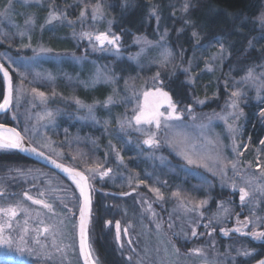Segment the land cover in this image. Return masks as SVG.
Segmentation results:
<instances>
[{"label":"rangeland","instance_id":"374dc122","mask_svg":"<svg viewBox=\"0 0 264 264\" xmlns=\"http://www.w3.org/2000/svg\"><path fill=\"white\" fill-rule=\"evenodd\" d=\"M9 3L0 0V12L9 9ZM191 4L189 0H165L163 5H155L140 19V34H126L125 29L117 33V21L107 8L91 0H11L7 16H0V61L10 71L13 87L9 118L30 140L55 159L83 171L94 188L102 191L96 193L97 201L107 203L102 210L109 218L100 224L103 234L109 233L120 263L245 264L256 257V246L264 244V239L253 235L264 232V176L260 174L264 171V117L259 115L264 111V0L258 2L252 17L237 16L229 21V32L200 33L198 37H193L195 29L189 28ZM97 5L100 12L93 18ZM53 12L60 14V19L48 23ZM29 19L32 22L26 24ZM100 33L120 37L119 53L107 44L100 49L95 40ZM138 37L154 46L136 61L130 57L143 46L135 42ZM217 40L226 52L223 59L217 56L213 60L220 51ZM156 42L166 44L172 52L166 67L158 63L162 49ZM41 48L50 51L41 52ZM98 69L112 74L114 81L93 83ZM249 69L253 78L245 81ZM157 72L160 76L154 79ZM199 74L205 76L206 84L197 91L194 85L187 103L176 102L177 110L184 112L183 124L190 135L187 149L195 145L213 154L218 150L236 162L235 172L230 163L226 165V176L219 170L213 175L203 167L187 164L178 154L179 148L163 142L162 133L157 134L160 147L150 148L143 141L156 130L134 122L145 91H168L165 85L174 81L191 87ZM0 85L2 101L1 76ZM233 91L241 95L233 97ZM41 92L43 97L38 95ZM189 107L195 120L187 112ZM248 112L263 129L256 145L245 134ZM233 113L239 118L234 120ZM221 116L228 118L227 123ZM208 117H212L210 122ZM62 121L60 131L65 136L60 138L56 124L62 125ZM229 124L235 132L229 130ZM36 170L0 171V226L5 235L10 233L15 239L12 245H0V264H81L76 244L77 188L65 176ZM249 180L252 182L247 183ZM241 187L249 193L244 204L240 201ZM152 188H159L164 199H157ZM130 190L134 193L121 200L106 194ZM26 191L51 208L26 201L22 196ZM176 191L194 202L207 200L198 209L203 216L179 209L177 198L171 195ZM10 208L16 210L15 217L7 212ZM96 221L93 214L91 231ZM45 226L50 229L47 233L41 231ZM229 226L247 227L243 233L250 243L226 248L219 243L223 231L207 234L215 227ZM193 228L196 237L191 235ZM88 236L92 257L99 264L90 232ZM21 237L27 246L21 245ZM195 248L202 249V255L192 254ZM244 251L250 255H243Z\"/></svg>","mask_w":264,"mask_h":264},{"label":"snow or ice","instance_id":"6c2138e0","mask_svg":"<svg viewBox=\"0 0 264 264\" xmlns=\"http://www.w3.org/2000/svg\"><path fill=\"white\" fill-rule=\"evenodd\" d=\"M11 7V0L9 3V9ZM9 9H5L3 12H0V16H7ZM185 10H187V5H185ZM100 12V6L97 5L93 9V18H96V14ZM85 15V12H81V17ZM60 19V14H57L55 12L50 13L48 23H51L53 20ZM261 20L264 21V16L261 17ZM32 21L29 19L26 21V24L31 23ZM264 26V25H262ZM23 35V33H21ZM85 36H88V38L91 40L92 36L88 33L84 34ZM166 35V34H165ZM193 37H198V34L194 31L192 33ZM164 37H161V40H163ZM95 40L98 42L100 49H104L105 44L113 46L117 53H119V44L118 41L120 40L119 36H110L108 33H100L95 35ZM138 44L143 45L141 47V50L139 53H137L134 57H130V59L139 61V58L142 54L146 52V49L148 47H153V42L147 40L146 38L138 37L135 41ZM217 43L219 44V53L214 55L212 57L213 60L219 56L220 59L224 58V53L226 52L225 45L217 40ZM252 42L249 41V45L251 46ZM30 46V45H29ZM156 47H159L162 49L160 52V59L158 63L166 67L170 58L172 57V52L168 49V46L166 44H161L160 42H156ZM41 52H48L50 49H45L41 48ZM209 70L211 68L209 67ZM185 71H188V69H185ZM0 72L3 73L5 82L7 84V93L4 95L3 98V103H0V112L2 111H7L10 104L12 103V97H13V87H12V78L9 75V71L3 66L0 65ZM160 76V73L157 72L156 76L154 79H158ZM253 78V70L249 69L247 72V75L243 78L245 81H248L249 79ZM115 77L108 73V72H101L99 69L97 70L96 77L93 81V83H98V82H104V83H110L113 82ZM127 83V82H126ZM33 92L36 91V89L32 90ZM39 96L43 97L44 93H38ZM144 104L142 107H140L138 113L134 116L135 124L137 126L139 125H149V126H154L155 132H151L147 139L143 141L144 144L149 146L150 148L152 147H160L161 145V140L158 138L157 134L162 133L164 137V143H166L170 147H177L180 149L178 154L182 155L183 159L187 162L189 165H196L197 167H203L207 171L213 172V175L216 174V171L219 170L222 176L227 175L226 171V165L231 164L233 171L235 172L237 168V164L234 161H229L227 160L222 153H220L218 150L213 154L210 151H200L198 150L195 145H192L191 150L189 151L187 149V145L190 142V135L186 130V126L183 124V119H184V112L183 111H178L177 110V105L172 101V98L169 96V94L165 91H163L160 88H156L154 91H145L144 92ZM241 93L239 91H233L232 96L233 97H238L240 96ZM150 98L151 101H150ZM112 102V98L109 97L108 103ZM77 104H80V101H76ZM201 103H203L201 101ZM167 105V110L166 111H160V108L163 107L164 105ZM83 106V105H81ZM231 107L235 109L237 107L236 101H233ZM92 109L89 107V112H91ZM188 114L191 116L193 120L196 119L194 115H192V109L189 107L187 109ZM48 115H51L49 113ZM233 116V119H238L239 116L236 115L235 113L230 114ZM260 116L264 117V111H261L259 113ZM15 119V117H13ZM220 119L225 120L227 123V117H219ZM212 117H208L209 122L211 121ZM129 125H131V122H127ZM208 125H201V127H207ZM121 127H124V123L121 124ZM229 130L232 132H235L236 129L232 127L231 124L228 125ZM209 144H213L211 140L208 141ZM262 144H264V141H261ZM216 145L213 144V148H215ZM0 149L4 150H9V149H18L20 151H31V152H36L35 148L29 149L26 148L24 145V138L21 136L20 132L16 131L14 128H5L3 125H0ZM38 155H43L42 153H37ZM55 164L56 162L53 161ZM57 168H62L63 171L68 173L70 175V178L72 179L73 183L76 185V187L80 191V196L83 197V206L80 208V251L81 254L85 258V264H95V261L93 260L92 253L89 249L88 243H87V216L89 213V206H90V198L88 195V177L79 173V172H73V170L68 169V168H63L62 165L56 164ZM111 171L109 169L108 171L104 172L101 174V176H105L108 174V172ZM262 176H264V171H261L260 173ZM252 181H247V183H251ZM233 188L235 190V185H233ZM153 191L159 200L164 199V194L160 191L159 188H152L150 189ZM264 190V189H262ZM240 193V201L241 204H244L246 201V198L249 196L248 191L241 187L239 189ZM43 195V193H41ZM172 197L177 198L178 200V208L182 209L184 213H189V212H196L197 215L203 216V213L199 212L198 209L204 205L207 204V200H201L199 202H194L191 199H188L185 196H182L179 191L173 192ZM29 200H32L33 204H41L45 208H51L49 204L44 203L42 200H36L33 199L32 197L28 196L27 197ZM187 201V202H186ZM189 204L193 205L189 207ZM150 207V206H149ZM2 211V210H0ZM225 212H227V209H224ZM8 213H10L11 217L16 216V210L14 208H10L7 210ZM169 227H172L170 224ZM207 227V225H205ZM8 228H11V224L8 225ZM157 228H159V224L157 225ZM117 229V239L119 240L120 237V225L117 223L116 225ZM42 232L47 233L50 231V229L45 226L41 229ZM127 230L125 229V232ZM234 231L240 232V229L237 228ZM228 233L225 232V235ZM244 235L245 233H242ZM191 235L193 237L197 236V232L195 228L192 229ZM254 238L256 239H264V232H259V233H254ZM21 245L27 246V241L24 240L23 237L20 238ZM15 243L14 237L9 233L8 235H5V229L4 227L0 226V245H12ZM36 243H39V240H36ZM178 251V250H177ZM192 254L196 255H202V249L195 248L192 249ZM245 256L250 255L249 252L244 251L242 253ZM46 259H51V257H46ZM259 264H264V260L259 261Z\"/></svg>","mask_w":264,"mask_h":264},{"label":"trees","instance_id":"16d2710c","mask_svg":"<svg viewBox=\"0 0 264 264\" xmlns=\"http://www.w3.org/2000/svg\"><path fill=\"white\" fill-rule=\"evenodd\" d=\"M58 1V0H57ZM93 3H101L107 8L109 13L117 21V29L114 30L124 31L126 34H140L141 29L139 27V21L146 16L145 11L148 12L152 7L159 3L165 2V0H91ZM192 4L189 7L190 13V26L189 28L195 29L194 31L199 35L204 33L208 36L211 33L218 31L229 32V21L234 20L235 17L247 16L252 17L256 11L258 2L260 0H189ZM161 5V4H160ZM129 11L126 13V11ZM120 32V33H121ZM186 35V34H185ZM184 35V36H185ZM199 71V69H198ZM196 83V84H195ZM206 79L204 75H195L194 82L191 87L188 84L179 85L176 81L171 82L166 86V89L171 93L173 102L180 104L187 103L190 98L188 92L192 91V87L195 85L194 90L197 91L199 86H204ZM197 86V87H196ZM1 93V85H0ZM183 97V98H182ZM264 106V105H263ZM263 109V108H262ZM248 118L245 125V134H248L252 139V144H255L262 137L263 129L254 122L252 115L248 112ZM254 123V124H253ZM252 125L251 131L249 130ZM25 168H42L41 165L23 157L19 153L11 150H3L0 152V171L1 173H11L15 169ZM53 172V171H49ZM54 173V172H53ZM99 195L95 194L92 201V214H95L97 223L92 230L91 226L89 232L92 235L93 252L99 261V264H125L120 263L116 258L115 249L111 245L109 233L103 234V226L100 224L108 215L103 214L104 202L97 201ZM105 203V204H104ZM108 207V206H107ZM109 218V217H108ZM100 221V222H99ZM97 231H99L97 233ZM110 243V244H109ZM112 247V248H111ZM256 256L264 255V244L256 246ZM6 264V263H2Z\"/></svg>","mask_w":264,"mask_h":264},{"label":"flooded vegetation","instance_id":"af4514ba","mask_svg":"<svg viewBox=\"0 0 264 264\" xmlns=\"http://www.w3.org/2000/svg\"><path fill=\"white\" fill-rule=\"evenodd\" d=\"M2 63V62H1ZM3 64V63H2ZM4 65V64H3ZM5 66V65H4ZM6 67V66H5ZM7 68V67H6ZM8 69V68H7ZM10 72V71H9ZM1 98V97H0ZM2 101H1V99H0V103H1ZM11 106H12V103H11ZM11 106H10V109L6 112V113H4V114H1L0 115V125H4V126H7V127H11V128H14V129H16V131H18V132H20V134H21V136H23V138L29 143V144H31L34 148H36L37 150H39V151H41V152H43L44 154H46L47 156H49V157H51V158H53V159H55L53 156H51L50 154H49V152L48 151H46V150H44L43 148H41V147H39V145H37L36 143H34L32 140H30L28 137L29 136H27L26 134H24V132L22 131V129L21 128H19L18 126H16L13 122H12V120L9 118V113H10V111H11ZM163 112V111H162ZM44 121V120H43ZM46 123V122H45ZM63 125H64V123H63V121H62V125H60L59 124V122H57V124H56V128L58 127V131H56L57 132V134L59 135V137L60 138H62V137H64L65 135V133L63 134L62 133V131H60V128L61 127H63ZM69 129H70V127H68ZM55 160H57V159H55ZM57 161H59V160H57ZM59 162H61V163H63V164H65V165H68V166H70L69 164H67V163H65V162H62V161H59ZM42 168H37V170L36 171H41V172H49V171H52V170H50V169H48V168H46V167H44V166H41ZM70 167H72V166H70ZM72 168H74V167H72ZM75 169H77V168H75ZM77 170H79V171H81L80 169H77ZM54 173H56L55 171H53ZM83 174H85L83 171H81ZM10 173V172H9ZM50 173H52V172H50ZM56 174H58V173H56ZM59 175H61V174H59ZM85 176H87L86 174H85ZM88 177V176H87ZM88 182H89V186H90V191H91V196H92V198H94V196H95V194L96 193H98V192H100V193H102V191L101 190H99V189H96V188H94V186H93V184H92V182H91V180H90V178L88 177ZM30 191V190H29ZM130 191H134V190H130ZM106 194L107 195H109V196H112L114 199H117V200H121V199H123V198H125V196H120V195H122V194H124V193H113V192H106ZM22 196H23V198L26 200V201H28L29 203H31V204H33L32 203V200H29L27 197L29 196L28 195V191H26V192H23L22 193ZM127 197V196H126ZM33 199H35V198H33ZM37 200V199H36ZM33 205H38V206H43V205H41V204H33ZM107 207V206H106ZM10 214V213H9ZM91 217H93V214H91ZM90 226V225H89ZM237 228H239L240 229V232H236V231H234L235 229H237ZM202 229H204V227H202ZM247 229V227H239V226H229V227H215L214 228V230H210V231H208L207 232V234L208 235H211V234H214V233H221L222 231H223V233L225 234V232H227L228 234L227 235H224V237H220V242L219 243H221V245L222 246H224V247H229V246H231V245H234V246H242V245H244L245 243H250V242H248V237L247 236H245V235H242L241 234V232L243 233L244 232V230H246ZM261 244H263V243H260V244H258V245H261ZM218 245V244H217ZM212 246H215V244H212ZM210 253V252H209ZM235 253H236V251H234V253H233V255H235ZM215 254H217L216 252H215ZM211 255H214L212 252H211ZM255 259L257 260V259H259V256H256L254 259H252V260H250L249 262H247V263H245V264H250V263H252L253 261H255Z\"/></svg>","mask_w":264,"mask_h":264},{"label":"water","instance_id":"95a60500","mask_svg":"<svg viewBox=\"0 0 264 264\" xmlns=\"http://www.w3.org/2000/svg\"><path fill=\"white\" fill-rule=\"evenodd\" d=\"M0 65H3L1 63V61H0ZM9 75L11 76V73L10 72H9ZM0 76L2 77V80H3L4 95H6V93H7V84L5 82V79H4V76H3V73L2 72H0ZM11 78H12V76H11ZM154 90H152V91H154ZM165 92H167L169 94V96L172 98V95H171L170 92H168V91H165ZM3 98H4V96H3ZM151 99L152 98H150V101H151ZM172 101H173V98H172ZM1 103H3V100H2ZM143 104H144V95L142 96L141 107L143 106ZM10 106H11V104H10ZM10 106H9L8 110L10 109ZM163 109H167V105L166 104L163 107L160 108V111H162ZM7 111L0 112V115L6 113ZM134 122H135V120H134ZM4 127L5 128H11V127H7V126H4ZM153 128H154V126H153ZM24 145H25L26 148H29V149L34 148L25 139H24ZM9 150L15 151V152L19 153L20 155H22L23 157H25V158H27V159H29V160H31V161H33V162L41 165V166H44V167H46V168H48V169H50L52 171H55L56 173L61 174L62 176L67 177L71 182H73V181L70 178V175L68 173H66L65 171H63L62 168H57L56 167V164L62 165L63 168L71 169V170H73V172H79V173L83 174L81 171H79V170H77L75 168H72V167H70L68 165H65V164H63V163H61V162H59V161H57V160H55V159L47 156L46 154H44L43 152H41V151H39L37 149H36V152H31V151L24 152V151H20L18 149H9ZM37 153H42L43 155H38ZM53 161H55L56 163L54 164ZM83 175H85V174H83ZM87 183H88V189H87V191H88V195H89V198H90L89 213H88V216H87V220H88V223H87V243H88V246H89V236H88V232H89V225H90L91 214H92V201H93V198L91 196L89 182L87 181ZM75 187H76V185H75ZM77 191H78V194H79V208H78L77 215H76V244H77V252H78L79 260H80L81 264H85V258L81 254V251H80V227H79L80 226V208L83 206V197L80 196V191H79L78 188H77ZM133 193H134V191H129V192L124 193V194H122L120 196H122V197L125 196L126 197V196H129V195L133 194ZM0 195H1V193H0ZM261 260H264V256L260 257L259 259L253 261L250 264H259V261H261Z\"/></svg>","mask_w":264,"mask_h":264}]
</instances>
